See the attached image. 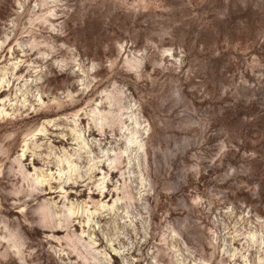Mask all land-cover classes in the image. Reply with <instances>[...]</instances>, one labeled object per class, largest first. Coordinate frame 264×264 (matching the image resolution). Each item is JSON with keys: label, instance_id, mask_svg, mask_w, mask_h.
Segmentation results:
<instances>
[{"label": "rangeland", "instance_id": "1", "mask_svg": "<svg viewBox=\"0 0 264 264\" xmlns=\"http://www.w3.org/2000/svg\"><path fill=\"white\" fill-rule=\"evenodd\" d=\"M0 264H264V0H0Z\"/></svg>", "mask_w": 264, "mask_h": 264}, {"label": "bare ground", "instance_id": "2", "mask_svg": "<svg viewBox=\"0 0 264 264\" xmlns=\"http://www.w3.org/2000/svg\"><path fill=\"white\" fill-rule=\"evenodd\" d=\"M36 130H37V129H36ZM22 155L24 156V153H22ZM35 179H36L37 181H40V182H43V181L47 180L46 175H44V174H40V175L37 174V175L35 176ZM70 212H71V213H74V209L71 208V209H70ZM57 231H58V229H57Z\"/></svg>", "mask_w": 264, "mask_h": 264}]
</instances>
